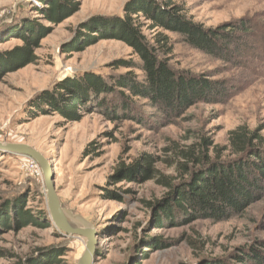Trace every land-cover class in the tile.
I'll return each mask as SVG.
<instances>
[{"label":"rangeland","instance_id":"1","mask_svg":"<svg viewBox=\"0 0 264 264\" xmlns=\"http://www.w3.org/2000/svg\"><path fill=\"white\" fill-rule=\"evenodd\" d=\"M79 1L76 12L52 25L35 11L42 7L40 0H0V142L26 143L51 160L62 207L98 232L93 264H264V196L227 220H178L172 225L163 213L150 217L144 204L163 195L154 181L125 179L112 185L108 179L120 163L143 154L166 157L163 148L168 141L182 142L188 129L208 131L219 145L241 124L260 127L264 136V0H170L204 28L244 22L254 31L249 45L253 52L232 63L165 31L174 43L170 66L211 84L221 82L227 100L201 101L178 117L167 118L146 99L123 89V96L113 92L101 105L95 99L96 107L92 104L80 110L79 119L68 120L53 110L66 96L58 88L76 87L74 82L83 83L78 76L84 74L129 72L127 67H113L116 60L138 62L121 40L99 37L78 49L81 37L76 45L70 44L82 25L95 28L91 22L102 19L99 26L114 27L111 19L122 14L127 0ZM132 17L142 23L147 38L163 32L152 27L144 13ZM28 20L51 30L34 47L35 60L17 67L6 52L22 45L16 32ZM136 74L141 77L142 72ZM67 79L72 82L68 86ZM88 146L92 151L85 150ZM31 161L0 151L1 207L8 212V217L0 213V221L5 224L24 209L34 221L17 229V223L11 222L14 229H0V264H76L85 239L63 235L53 226L46 214L41 170ZM158 169L174 174L167 163H160Z\"/></svg>","mask_w":264,"mask_h":264},{"label":"trees","instance_id":"2","mask_svg":"<svg viewBox=\"0 0 264 264\" xmlns=\"http://www.w3.org/2000/svg\"><path fill=\"white\" fill-rule=\"evenodd\" d=\"M40 1L42 7H36L35 11L52 25L72 15L80 5L79 0ZM43 4L46 6L43 7ZM182 11L183 6L170 0H127L122 14L111 19L114 27L99 26L102 19L91 22L95 28L88 24L80 26L79 34L71 45H76L81 37L84 40L78 49L99 37L121 40L132 48L138 62L114 61L113 67L130 69L123 74L108 73L103 76L90 73L78 76L82 77L79 81L84 79L83 83L73 80L76 87L57 89L58 93L64 90L66 96L53 110L65 119L76 120L81 116L80 110H88L92 104L95 107L97 103L103 104L106 96L109 98L113 92L123 96V89L133 97L146 99L150 107L167 118H176L186 108L201 101L227 100L221 82L211 84L203 77L170 66L174 43L165 31L178 33L184 44L231 63L253 52L249 45L254 31L244 22L240 26L204 28L187 18ZM139 13H144L152 21V27L162 28L163 32H157L151 38L145 37L142 23L132 17ZM22 27L16 32L22 45L6 52L10 62L17 67L35 60L34 47L51 30L50 26L29 20L22 23ZM220 41H225V44ZM138 71L142 72L141 77L136 74ZM70 81H65L67 86L72 83ZM115 87L118 90L114 91ZM95 99L99 102L95 103ZM89 149L92 151L90 146L85 150ZM163 150L166 157L143 154L131 162L120 163L108 177L112 185L127 179L140 183L154 181L162 187L161 199L144 202L150 210V217L157 218L163 213L172 225L178 220L185 223L198 219L223 221L242 214L264 196V136L260 127L238 125L227 133L224 145L215 144L208 131L202 128L188 129L182 142L169 140ZM160 163L173 166L174 174H163L158 169ZM8 204H4V208ZM20 212L17 211L16 216L5 224L0 221V229H14L11 222L17 223L16 229L29 224V221L34 222L30 211L24 209ZM0 213L8 217L7 209L1 207Z\"/></svg>","mask_w":264,"mask_h":264},{"label":"water","instance_id":"3","mask_svg":"<svg viewBox=\"0 0 264 264\" xmlns=\"http://www.w3.org/2000/svg\"><path fill=\"white\" fill-rule=\"evenodd\" d=\"M0 151L26 156L35 161L42 173L47 212L53 226L63 235H76L85 239L84 250L76 264H93L98 243V232L85 220L69 215L62 207L55 188L53 164L49 158L26 143L0 142Z\"/></svg>","mask_w":264,"mask_h":264},{"label":"built area","instance_id":"4","mask_svg":"<svg viewBox=\"0 0 264 264\" xmlns=\"http://www.w3.org/2000/svg\"><path fill=\"white\" fill-rule=\"evenodd\" d=\"M32 162V164H34L36 167H38V165H37V163L35 162V161H31Z\"/></svg>","mask_w":264,"mask_h":264},{"label":"bare ground","instance_id":"5","mask_svg":"<svg viewBox=\"0 0 264 264\" xmlns=\"http://www.w3.org/2000/svg\"><path fill=\"white\" fill-rule=\"evenodd\" d=\"M80 256V255H79Z\"/></svg>","mask_w":264,"mask_h":264}]
</instances>
